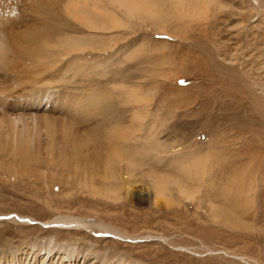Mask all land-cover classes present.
<instances>
[{"label":"rangeland","instance_id":"rangeland-1","mask_svg":"<svg viewBox=\"0 0 264 264\" xmlns=\"http://www.w3.org/2000/svg\"><path fill=\"white\" fill-rule=\"evenodd\" d=\"M46 1L44 23L22 15L26 10L19 16L48 27L56 73L70 77L65 86L82 90L83 100L69 95L32 111L54 125V145L43 137L28 148L52 161V179L46 186L9 171L0 180V231L12 229L7 237L15 240L55 238L59 245L74 231L41 222L71 216L132 238L106 244L99 228L82 231L83 246L98 258L103 250L133 261L124 264H264V0H185L184 7L140 0L155 13L134 15L117 0ZM84 8L87 18L75 16ZM70 44L68 53L63 48ZM14 105L11 99L3 110L23 113ZM68 140L83 158L74 160L79 156ZM123 150L125 161L119 155L108 166L113 152ZM62 158L76 167L61 168ZM156 176L168 182L158 204ZM110 185L114 198L106 197ZM14 215L34 224L8 218Z\"/></svg>","mask_w":264,"mask_h":264},{"label":"bare ground","instance_id":"bare-ground-1","mask_svg":"<svg viewBox=\"0 0 264 264\" xmlns=\"http://www.w3.org/2000/svg\"><path fill=\"white\" fill-rule=\"evenodd\" d=\"M75 1L76 0H72L74 4L76 3ZM118 1L121 3L122 7H126V10L130 15H134L137 12L142 13L141 11L143 10L145 13H155L152 8H148L145 5V2L140 0H117V2ZM173 1L177 2L182 7L186 5L185 0ZM19 2L22 4L19 5ZM49 5L46 0H25L24 2H22V0H0V180L2 181L4 178H9L10 171L14 178L15 176L20 177L22 175H26L30 178L36 179V181L40 180L43 182V184L48 186L49 181L52 179V172L50 175L48 174L50 172H48V170L54 168L55 165L52 164V161H50L48 158L46 159L40 157L37 154V156L32 155L28 148H30L35 141H40V139L43 137L46 138L47 146L54 145L55 143H53V141L56 132L54 131L55 129H52L54 125L52 126L53 122H51V118H38V116H35L34 112L32 111L47 110L49 108L48 105L51 103L56 105L59 100H68L67 98L69 95L72 99L78 100V104L83 100V96H81L83 95L82 90H79V88L70 90L68 85L65 86L64 83L69 80L70 77L65 78L62 74L56 73L58 69L55 67L56 65L52 64L54 62L52 60L53 57L57 55V51L52 46V37H49V35L52 34H50L51 31L49 32L48 27L43 26L40 27L42 28L40 29L34 23H28L25 17L19 16V13L26 10L27 12L24 11L25 13L22 12L21 14H26L27 17L31 18L40 17L44 23V21H47L50 17ZM74 12H76L75 16L77 14L82 19L87 18V12L85 8ZM40 35L43 36L41 37ZM72 46L73 45L70 44L69 47L65 46L63 49L70 51V47L73 48ZM69 51L68 53H70ZM75 51H81V49H76ZM79 56L80 55H77L75 58L78 61H80V58H78ZM73 69L74 77L77 80L81 72L79 65L74 66ZM3 84L5 86H11L3 88L1 87ZM11 99L15 104L13 108L22 109L23 113L20 115H15L13 113L9 115L6 110H3ZM38 101H40L39 104L37 103ZM41 101H45L44 103H46L42 108L41 105L44 103L40 104ZM40 123H44V126H40ZM70 132L71 131L69 130L65 131V134H67L65 139L71 134ZM77 142L81 143V140L76 138V143ZM71 143V141L68 142L70 146ZM63 146H61V148ZM70 148H74L73 151L76 150L75 155L79 156L74 160L83 158L79 154L82 150L81 147L71 146ZM83 148L85 149V147ZM125 153H127L125 150H123L121 153L114 151L112 154L114 156H110L109 158L110 160L108 161V166H111L112 163H115L116 158H118L119 155H121L119 159L125 161L123 158ZM62 159H59L61 161H59V165L57 164L58 166H61V168L66 167V165L73 166L74 168L76 167L74 160ZM87 170L88 169H86V166H83L82 171ZM114 175V172L106 177L104 175L105 181H111V179L113 180L115 177ZM191 175L193 174L191 173ZM89 176L90 174H88V178L85 181L86 184L87 181H89ZM96 176L97 174H94L90 179L94 181L95 178H98ZM191 177L193 178V176ZM191 177L189 176L188 179H192ZM154 183L157 193L155 197H158V200L155 201L157 202L156 204H158L159 196H162V198L166 197L168 182L165 178L156 176L154 178ZM182 183L184 185L186 181H182ZM52 186L56 187L59 186V184H53ZM108 187L110 188V195H102L108 198H114L117 194V191L112 189V185ZM186 187L187 186L181 187V192L184 194L189 193ZM93 189L94 185H91V192L97 196V191ZM117 197L118 196H116V199ZM8 218H11L16 223L34 224V219L29 217H18L14 215ZM0 220L2 219L0 218ZM41 224L47 226L48 228L65 231L70 230L74 232L68 233L71 235V237L58 245L56 243L57 239L55 238L46 241L30 239L15 240L13 237H7V235L13 233V231H11L12 229L0 231V264H37V260L39 262L40 258L41 260L39 264H86L85 262H89L93 256V262L91 264H124L120 261L128 259L126 256H118L116 254L119 257L117 258V256L112 252H104L103 250L102 254H100V257L98 258L97 251L90 249L86 245L83 246V244H86V237L84 236L83 232L92 231L91 228L94 227L99 228L100 233L104 235L105 238H107L105 242L106 244L109 242L114 243L116 240L130 241L132 239L112 228L111 226L106 225L105 223L91 222L89 220L74 218L71 216H58L49 222H41ZM77 232H80L83 235L79 236L80 234ZM83 257H85V259L82 261ZM94 258L95 260L98 258V260L95 261ZM115 258L118 260L114 263L112 261H114ZM78 259L79 261H77ZM81 261L82 263H80ZM128 261L130 263L133 262H131V258H129Z\"/></svg>","mask_w":264,"mask_h":264}]
</instances>
